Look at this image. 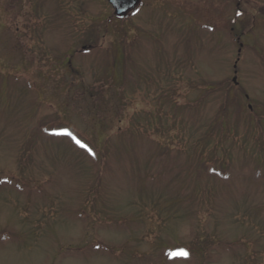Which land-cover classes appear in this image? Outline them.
I'll list each match as a JSON object with an SVG mask.
<instances>
[{
	"label": "rangeland",
	"instance_id": "obj_1",
	"mask_svg": "<svg viewBox=\"0 0 264 264\" xmlns=\"http://www.w3.org/2000/svg\"><path fill=\"white\" fill-rule=\"evenodd\" d=\"M202 2L0 0V264H264V0Z\"/></svg>",
	"mask_w": 264,
	"mask_h": 264
},
{
	"label": "flooded vegetation",
	"instance_id": "obj_2",
	"mask_svg": "<svg viewBox=\"0 0 264 264\" xmlns=\"http://www.w3.org/2000/svg\"><path fill=\"white\" fill-rule=\"evenodd\" d=\"M145 2V0H141L138 7L139 6H142V4ZM184 2V1H183ZM182 2V3H183ZM243 2V0H237V4L235 5L237 7V10H236V16H240V15H237V12L240 11V13H242V10L239 8L240 4ZM222 3H226V0H203L202 2V7H204V14L208 16V18H215V23H216V26H218V30L221 32L224 28H225V25H226V21H225V11L226 9L223 8L222 6ZM186 5V7H183L181 10H178L177 11V14L176 15L177 17H179L181 19V21L183 22H187V23H194L196 20L200 19V18H195V14L193 12V9H194V5L191 6V4H188L186 1L184 2V6ZM137 7V8H138ZM136 8V9H137ZM135 9V10H136ZM134 10V11H135ZM130 12L127 16V18L134 12ZM181 15L185 18H181ZM126 18V19H127ZM232 24L235 25L236 24V18H233L232 19ZM233 27V26H232ZM231 27V28H232ZM223 28V29H222ZM234 28V27H233ZM232 28V29H233ZM238 38H236L235 41H237Z\"/></svg>",
	"mask_w": 264,
	"mask_h": 264
},
{
	"label": "snow or ice",
	"instance_id": "obj_3",
	"mask_svg": "<svg viewBox=\"0 0 264 264\" xmlns=\"http://www.w3.org/2000/svg\"><path fill=\"white\" fill-rule=\"evenodd\" d=\"M242 13L237 12V15H241ZM54 135H66L71 137V139L79 145L81 148L86 149L91 155H95L93 150L84 142H82L80 139H78L71 131H69L67 128L61 129L60 131L54 132ZM168 256L171 259L176 258H188L189 252L185 248H177L175 250H171L168 252Z\"/></svg>",
	"mask_w": 264,
	"mask_h": 264
},
{
	"label": "water",
	"instance_id": "obj_4",
	"mask_svg": "<svg viewBox=\"0 0 264 264\" xmlns=\"http://www.w3.org/2000/svg\"><path fill=\"white\" fill-rule=\"evenodd\" d=\"M141 0H108L114 8V14L118 18H125L133 11L140 3ZM240 13V11H239ZM236 82V78L233 79Z\"/></svg>",
	"mask_w": 264,
	"mask_h": 264
},
{
	"label": "trees",
	"instance_id": "obj_5",
	"mask_svg": "<svg viewBox=\"0 0 264 264\" xmlns=\"http://www.w3.org/2000/svg\"><path fill=\"white\" fill-rule=\"evenodd\" d=\"M217 84H218V83H217ZM215 91H216V90H215ZM217 128H220V127H219V126H217ZM217 128H216V129H217ZM214 161H215V163L217 164V161H216V160H214ZM210 163H211V162H210ZM212 163H213V162H212Z\"/></svg>",
	"mask_w": 264,
	"mask_h": 264
}]
</instances>
